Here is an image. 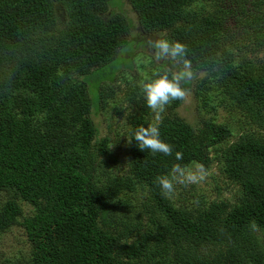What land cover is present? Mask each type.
Segmentation results:
<instances>
[{
  "label": "trees",
  "instance_id": "obj_1",
  "mask_svg": "<svg viewBox=\"0 0 264 264\" xmlns=\"http://www.w3.org/2000/svg\"><path fill=\"white\" fill-rule=\"evenodd\" d=\"M118 1L0 0V237L19 224L29 246L0 264H264V59L239 61L235 51L241 32L248 49L264 51V0H126L143 35L186 46L184 86L199 112L236 109L248 116L241 130L262 131L241 134L214 114L191 123L177 109L184 97L157 120L142 86L122 76L116 84L141 42ZM182 66L169 57L144 82ZM121 79L129 127L113 139L92 113ZM148 124H158L172 155L128 142ZM121 144L125 166L112 163ZM177 163L219 165L237 196L224 197L218 182L213 199L191 205L187 189L164 194L156 178Z\"/></svg>",
  "mask_w": 264,
  "mask_h": 264
},
{
  "label": "rangeland",
  "instance_id": "obj_2",
  "mask_svg": "<svg viewBox=\"0 0 264 264\" xmlns=\"http://www.w3.org/2000/svg\"><path fill=\"white\" fill-rule=\"evenodd\" d=\"M116 5H120V2L116 0ZM264 5V4H263ZM112 10L118 9L117 6L114 8L111 6ZM123 9L125 12L134 20L135 29L133 31L134 35L139 36L141 42L136 50L134 44H128L125 46V49L128 52L132 50H136L133 54H131V58L134 60V68L132 70H128V67L122 68L119 72L118 81H120V77L127 80L130 84L142 86L144 80L148 78L153 73V68L158 66L162 60L157 61L154 59V49L151 47V41L163 36L161 35H143L139 31V18L136 12L133 10L131 4L124 0ZM253 32V29H251ZM236 38L239 39L238 47L235 48L237 54H239L238 60L241 61L245 58H257L258 60L264 59V51L260 50H250L251 44L249 40L246 38L245 34L241 32L236 35ZM237 44V43H236ZM126 56L125 54L123 55ZM169 57H165L163 60L168 59ZM126 64H130L127 62ZM123 65V64H122ZM110 68V67H108ZM118 68V67H117ZM121 84L124 86L121 90L119 89L117 93H115L114 97H109L107 100V104L99 109L97 113H92V116L99 126L100 134L102 136L110 135L113 139L117 138L119 133L124 132L129 127V112L130 109L127 107L126 95L129 92V87L126 88V81L121 79ZM117 88V86H115ZM118 89V88H117ZM93 92V90H91ZM98 92L94 93L92 97L93 100H96L98 96ZM120 101V104L118 102ZM95 105L98 104V100L94 101ZM116 107L119 108V111L116 112ZM179 113L184 116L188 121L193 124L201 122L200 117L211 116L214 114L217 117V120H225L229 122L236 131H240L239 134L244 132H258L262 131L259 128L251 127L242 129L246 127L245 119L248 116H245L244 113L234 110H225L222 108L217 109V111H213L212 114L208 113L205 109L203 112H199L197 103L194 100V96L191 93H186L182 103L177 108ZM114 155L116 161L112 163H119L121 166H125L127 163V155L125 151V146L121 144L119 147H113ZM201 167L200 164L194 163L188 167H185L187 170L195 171ZM115 169L119 170V166L116 164L114 166ZM204 179L199 180L197 183H179L174 182V193H170V195L175 198V196L179 193L180 189H187L188 193L185 194L188 205L192 203H197L201 198H209L213 199L214 195H216L217 189L215 187V183L218 182L220 185L224 186L223 196L230 199L233 195L237 196L238 187L234 184H228V179L221 172L219 165L214 164L210 168H204ZM184 185L179 188L180 185ZM176 194V195H175ZM180 197V196H179ZM7 199V194L4 192H0V207L3 202ZM25 205V204H24ZM26 213L30 212V208L28 205H25ZM29 246L26 241V233L22 226L19 224L13 225L8 231L3 233L0 237V258H6L8 256H13L19 254L20 252H28Z\"/></svg>",
  "mask_w": 264,
  "mask_h": 264
},
{
  "label": "clouds",
  "instance_id": "obj_3",
  "mask_svg": "<svg viewBox=\"0 0 264 264\" xmlns=\"http://www.w3.org/2000/svg\"><path fill=\"white\" fill-rule=\"evenodd\" d=\"M154 49V59L163 60L165 57H171L173 60L180 58L183 61L181 69L172 72H163L155 75L142 84L144 99L146 105L157 114V120L160 119L159 113L163 112L165 106L172 100L182 99L187 92L184 83L190 79L192 72L190 62L184 59L185 45L179 40H171L166 36H161L150 42ZM128 142L134 139L141 150H150L152 153H163L165 155L173 154V147L165 142L160 136L158 124H148L140 126L131 131ZM177 161L182 159V153L175 152ZM204 179V169L201 166L195 171L187 170L180 164H174L171 175H161L156 178V183L164 194H170L174 191V182L179 183H197Z\"/></svg>",
  "mask_w": 264,
  "mask_h": 264
}]
</instances>
